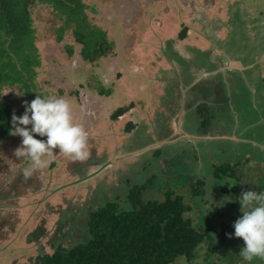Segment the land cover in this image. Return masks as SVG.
I'll use <instances>...</instances> for the list:
<instances>
[{"label":"rangeland","instance_id":"rangeland-1","mask_svg":"<svg viewBox=\"0 0 264 264\" xmlns=\"http://www.w3.org/2000/svg\"><path fill=\"white\" fill-rule=\"evenodd\" d=\"M83 2L86 7L90 8L87 10L89 22L104 30L107 38L111 42H115L114 48L106 56L98 58L93 63L83 62L80 55L81 45L76 41L75 33L73 34L72 30L65 27L63 31L60 29L63 26V20L60 18H64L67 12L40 0H37L29 8L32 20L31 28L33 29L30 35L33 37L29 39L25 50L19 49L16 56L20 57L26 54L31 57L32 62H38L32 66L35 75L32 81L28 82L30 91L35 96L39 94L46 98L61 97L70 102L74 122L81 124L88 133L87 150L89 155L82 160L73 159L66 157L59 152V149H54L55 155L48 157L51 163L47 168L35 170L29 179V184L19 183L14 180V177L17 174L21 175L23 169L31 164L29 160L17 158L15 155L22 138L12 135L9 139L0 140V170L3 169V172H0V264H29L41 246L49 248L51 241L60 240V234L56 232V229L59 226L58 220L62 209L76 212L80 217V219H75V216L71 215L64 227L61 228L60 233L66 235L64 236L65 245L72 246L76 239H80L86 234L83 231L84 221L81 219L84 218V212L92 204H95L96 195H98L96 198L98 202H101L104 198L112 197L118 191L121 192L120 194H127L131 187L142 183L148 177L154 176L152 180L155 190L168 186L169 189L179 193L188 192L196 170H199L198 175L193 179H197L199 175L206 176V174V177H210L212 162H217L216 159L221 158L222 163L240 162L241 167L237 170V176L242 179L237 198L242 192L255 191L259 193L264 191V143L260 140H242L238 135H230L228 137L233 138L232 140H235L236 143L250 142V144L236 146L231 142L221 143L219 148L223 153L216 154L217 146L209 144L207 141L219 137L207 135L201 137V141H204L208 150L203 145L173 147L171 153L175 152V157H173L174 162L171 165L170 162H163L164 160L160 159L161 153L154 155L151 152L145 155L149 149L154 150L159 146L157 141L138 151L123 154L131 143L136 145L134 144L136 143L135 138L133 141V138L123 132V127L129 117L123 115L117 120L111 118L120 105L134 103L131 104V107L136 108L143 116V119L139 118L137 123L143 124L145 128L156 126L159 116L155 115L154 118L153 110L146 114L145 109L148 105L144 100H147L148 97L143 94L142 89L151 90L154 85L165 93V88L162 86L166 84L165 80H167L168 86H174L176 83L175 73L171 71L168 77L161 68V66L167 67L161 60L162 50L164 46H167L169 40L177 39L179 31L184 25L199 21L200 15L205 16L208 9L207 0H83ZM256 2L260 1L222 0L220 6L221 4L223 7L225 4L235 3L236 5L237 3L241 7H245L244 4H246L250 9ZM261 3L264 6V0ZM194 5H199L200 8ZM185 6H187L186 12ZM234 7L236 12V6ZM252 11L264 13L263 9L258 7H252ZM118 20H122V22ZM225 20H227V16H225ZM174 27L175 30H172ZM196 31H201V27ZM195 38L197 41L195 39L194 42L185 39L178 40V43H172V47L178 50V54L183 55L180 56L181 61L187 64V67L184 68L176 61V70L183 80L185 76L195 75L198 77L202 74L201 69L189 65L192 58L187 46H190V43H197L198 37ZM252 47L250 50H255ZM70 49L72 54L68 53ZM214 49H216L215 45ZM28 50L32 53L29 54ZM16 56L13 59L17 60ZM210 56L212 55L210 54ZM184 69L187 72L183 71ZM254 69L256 73H259L256 71L257 68ZM218 73L225 74L224 71H214L213 75ZM250 74H254V71H250ZM170 77L172 79H169ZM96 78L100 80H96ZM80 85H83L82 90L79 89ZM102 85L113 93L111 92L110 96L109 93L103 95L100 88ZM232 89L235 88L232 87ZM25 92L26 88L21 87L19 83L6 84L1 88L0 100L10 105L13 113L21 116L25 110L24 102H31ZM186 92L187 89L184 90V96ZM19 93H23V95H19ZM165 98L166 96L163 97V99ZM244 98L249 108L253 106L256 110L259 108L260 111L263 110L261 101L253 99V95L251 97L244 96ZM143 105H146L145 108ZM98 108H103V111L98 112L96 110ZM132 111L134 112V110ZM184 115L186 112L173 116L170 120L171 127L178 128L179 131L184 130V126L188 129L189 122L183 125ZM130 119H136V117H130ZM116 121L123 123L115 124ZM165 121L167 120L164 117L160 118L161 123L164 124ZM258 123L264 125L263 120ZM257 125V128L260 127ZM238 127L239 125H235V130L239 129ZM256 127L249 129L250 137H258L257 134L260 130ZM142 129L140 126L134 131L140 133ZM193 130H196L195 126H193ZM179 131L174 135L179 136L177 135ZM206 151L209 153L208 158ZM198 154H201L199 168L192 167L187 162L193 161ZM248 157L250 158L249 162H245ZM253 157L257 159L252 160ZM177 158L180 161L176 160ZM242 173L245 176H242ZM209 183H211L210 187L207 186L206 189L207 194H210L211 197L209 198L210 203L216 199L217 201L223 199L224 195L217 192L216 187L214 190V183L212 181ZM231 183L234 185V180ZM15 189L20 193H34L38 190L41 193L40 196H37L38 198H33L29 205L22 206L19 195L15 196ZM147 196L161 199L162 193L151 190L148 191ZM230 197L232 198V195ZM191 200L193 201V198ZM234 201L236 200L234 199ZM234 201L229 202L227 208L228 219L234 217L233 221L229 220L231 223L243 215L240 204ZM204 202L207 201L202 203ZM200 206L204 209L208 204ZM23 210L26 211V215H23ZM194 210L190 216L196 219V222L200 211H196V207ZM230 210L232 213H229ZM209 213L211 218L215 217L216 212ZM211 223L213 224V219H211ZM39 226L43 227L44 234L39 242H36L37 244L29 242L28 235ZM231 230L234 234V228ZM232 238V246L228 243L224 244V255L222 251H218L207 259L215 264H247L242 261L239 255L240 251L237 249V247H244L243 240L237 237ZM209 245L210 242L205 239L200 251L208 253ZM197 254V257L202 261L205 254ZM218 258L224 259L217 263ZM253 262L255 263L252 264H264V260L261 259H255Z\"/></svg>","mask_w":264,"mask_h":264},{"label":"trees","instance_id":"trees-1","mask_svg":"<svg viewBox=\"0 0 264 264\" xmlns=\"http://www.w3.org/2000/svg\"><path fill=\"white\" fill-rule=\"evenodd\" d=\"M36 1L0 0V92L1 88L6 84L13 85L19 83L21 87L26 88L25 93L30 97L31 101L36 96L30 91L28 82H31L35 75L32 66L38 62H32L31 57L26 54L17 57L16 53L19 49L25 50L30 41L29 39L33 37V35H30L33 29L31 28L32 20L29 8ZM40 1L57 6V9L61 8L67 12H63L66 15L64 18H60L63 20V26L60 29L63 31L65 27L72 30L73 34L75 33L76 37H74L81 45L80 55L83 62L93 63L98 58L106 56L114 48L115 42H111L107 38L106 32L89 22L87 10L90 8L86 7L83 0ZM238 1L233 0V2ZM259 1L261 2L262 0ZM255 4L258 7L257 2ZM244 5L245 7H241L236 3V12L235 7L232 8L229 15L230 21L226 22V27L230 33L234 34V37L225 39L222 49L228 51L231 57L233 54L238 55L243 63L248 65L254 61V55L250 54H254L255 52L243 46L247 44L250 46L253 43L248 33L253 29L252 20L254 18L252 16L253 11H249L246 4ZM186 8L187 6L184 8L185 12ZM246 19L248 22H246ZM198 20H201V18L199 17ZM118 21L122 22V20ZM189 30L190 28L184 25L179 31L177 39L169 40L167 46H164L162 50L163 55L161 60L167 67L161 66V68L168 77L171 71L175 73L176 83L174 86H168L167 80H165L166 84L162 85L165 88V93L159 90L158 86H152L153 89L151 90L142 89L143 94L148 97L147 100H144L145 104L148 105L147 109H145L146 114L150 113V110H153L152 115L154 118L155 115L156 117L159 116L156 126L145 128L143 124L137 123L140 120L139 118L143 119V116L136 108L131 107V104L134 103L120 105L111 115L113 120H117L123 115L129 117L125 122L123 132L133 138V141L135 138L136 143L134 144L136 145L131 143L123 154L138 151L147 147L150 143L157 141L159 146L154 150L149 149L145 152V155L151 152L154 155L155 153H161L160 159L164 160L163 162H170L172 165L174 162L173 157H175V152L174 154L171 153L173 147L175 148L180 145L206 146L204 141H201V137L203 138L207 135H217L219 137L218 139L214 137L207 141L209 144L212 143L217 146L216 154L223 153L222 149L219 148V144L221 143L231 142V144L233 143L236 146H248L250 144V142L236 143L234 142L235 140L228 137L230 135H238L242 140H260L264 143V125H262L263 123H258L262 121L260 115L262 111H260V108L256 110L253 106L249 108L244 98V96L251 97L252 85H254L256 91L262 92L264 89V78H261L259 73H256L254 69H258L257 66L246 69L247 77H238V73L235 71L226 76L223 73L213 75L211 71L214 66L208 64L203 70L207 76L204 74L200 75L201 77L198 82L195 83V76V78L185 76L186 79L183 81L184 87L187 85H190V87L187 88V92L185 93V102L182 100L181 90L184 87L182 86L181 88L178 82L180 73L176 70V61L180 65L182 64L184 68L187 67V64L181 61L180 56L183 55L178 54V50L172 47V43H178V40H185L187 37L190 38ZM256 36L258 38L256 43L258 44L262 39L259 35ZM239 46L241 47V54L235 51ZM194 48L198 50L194 45L187 46V50L190 51ZM28 53L31 54L32 51L28 50ZM68 53L72 54L73 52L70 49ZM15 56L18 58L17 60L13 59ZM194 57L189 63L192 67L195 66L193 62ZM183 71L186 70L184 69ZM250 71H254V74L251 75ZM203 72L201 71V73ZM169 79L172 78L170 77ZM96 80L100 79L96 78ZM99 84L101 85V83ZM135 84L137 85V83ZM81 86L80 90L83 88V85ZM102 87L104 86L102 85ZM102 87L100 88L103 95L109 93L110 96L113 93L110 89L108 91L105 87ZM232 87L236 89V92ZM165 96L166 98L163 99ZM183 105L187 110L186 115L183 116V125L189 122L187 125L189 135L185 136L177 133L179 136H176L174 135L176 130L171 127L170 120L173 116L180 115ZM145 106L143 105V108ZM142 111L144 112V109ZM13 114L15 113L11 111L10 105L0 100V140L11 138L10 129L12 127L11 119ZM130 117H136V119H130ZM161 117L167 120L164 124L160 122ZM116 123L122 124L123 122L116 121ZM235 125H239V129L235 130ZM256 125L260 127L257 128ZM140 126L143 129L140 133H136L134 131L135 128ZM193 126H195V131L193 130ZM30 127L29 125L28 128ZM254 127L260 130L257 134L258 137L254 135L255 138L250 137L248 133L249 129ZM34 138L46 139L39 136H35ZM206 154L208 158V151H206ZM200 155L198 154L193 161L187 163L192 167L199 168ZM142 158L144 157L142 156ZM251 159L257 158L253 157ZM176 160L180 161L178 158ZM216 160L221 163L212 162L210 177H206L207 174L202 177L199 175L200 178L197 177L195 180L193 178L198 175L199 171L196 170L188 192L183 191V193H179L169 189L168 186L156 188L155 190L152 180L154 176H152L144 179L142 183L135 184L129 189L127 194H120L121 192L118 191L112 197L104 198L101 202H98V199H96L98 195H96L95 204H92L84 212V218L81 219L84 221L83 231L86 234L82 238L76 239L74 244L69 247L65 245L64 236L66 235L65 233H60L61 228L64 227L71 215L75 216V219H80V217L77 216L76 212L68 209L60 210L59 226L56 229V232L60 234V240L51 241L49 248L41 246L35 258L29 264H215L207 258L214 256V253L218 251H222L224 255L223 247L226 243L232 246L231 240L235 236L232 234L231 229H233L235 221L231 223L229 220L232 219L233 221L234 217L229 219L227 217L229 202L225 201L223 206H219L223 199L218 201L216 199L213 202L215 205H213V203H210L211 200L209 198L211 197L210 194H207L206 188L207 186L210 187L211 183L209 182L212 181L214 183V190L216 187L217 192L224 195L223 198L227 195H232V200L234 201L235 199L237 201L238 191L241 187L240 181L242 179L237 176V170L241 167L240 162L231 164L228 162L222 163L221 158H217ZM249 160L250 158L248 157L245 162H249ZM158 166L160 165L158 164ZM7 169L9 168L7 167ZM2 170L0 172H3ZM20 174H17L14 180L19 183L29 184V179L32 176L25 179L23 173ZM242 176L245 175L242 173ZM233 180L234 185L231 183ZM151 190L162 193V198L148 197L147 193ZM14 192L15 196L19 195L22 206L29 205L31 200L38 198L37 196H40L41 193L40 190L34 193H20L16 189ZM116 194L118 195L116 196ZM191 198H193V201ZM203 201L207 202L202 203ZM204 204H208V206L203 209L200 205ZM195 207L196 211H200L196 222V219L190 216V213L195 211ZM209 212H216L215 217L211 218ZM229 213H232V210ZM26 214V211L23 210V215ZM200 214L202 215L200 216ZM211 219H213V224L211 223ZM43 234L44 229L39 226L28 235V241L31 243L39 242ZM205 239L210 242L207 250L208 253H205L203 250L200 251ZM237 249L241 251L242 248L237 247ZM197 253L205 254L202 261L197 257ZM222 259L224 258H218L216 262L218 263Z\"/></svg>","mask_w":264,"mask_h":264},{"label":"clouds","instance_id":"clouds-1","mask_svg":"<svg viewBox=\"0 0 264 264\" xmlns=\"http://www.w3.org/2000/svg\"><path fill=\"white\" fill-rule=\"evenodd\" d=\"M24 109L21 116L13 114L10 134L22 138L15 151L17 158L31 162L23 169L25 179L30 178L35 170L49 166L51 160L48 157L55 155L54 149L73 159L82 160L89 155L88 133L81 124L74 122L68 100L38 94L30 103L24 102ZM29 125L30 128L26 127ZM225 201L233 202L230 196H226L219 206ZM237 202L243 213L233 224L234 236L244 242L239 255L247 264H252L255 259L264 260V191L242 192Z\"/></svg>","mask_w":264,"mask_h":264},{"label":"crops","instance_id":"crops-1","mask_svg":"<svg viewBox=\"0 0 264 264\" xmlns=\"http://www.w3.org/2000/svg\"><path fill=\"white\" fill-rule=\"evenodd\" d=\"M220 2H222V0H210V1L207 0L208 9L206 10L205 16L203 17L200 15L201 20L197 22H191L190 24H186L190 28L189 30L190 38L187 37L186 40L193 41L196 39L195 37H198L197 43L196 42L190 43V45H194L196 48H198V50L197 49L195 50L194 48L192 51H190L191 58L193 59V57L195 56L194 61H193L195 65L194 67H198L199 69L203 71L206 68V66L210 64L214 66L213 70L211 71L212 74L214 73V71H217V72L224 71L225 72L224 75L226 76V75H229V73H231L232 71H235L238 73L237 75L238 77H247L246 72H245L246 69H250L253 66H257L259 70V76L261 78H264V13L259 12V11H253V15H252L254 18V20H252L253 29L248 33L253 43L250 46H248V44L247 45L245 44L246 46H243V47L246 49L248 48V50H250V47L254 46L252 48H255L256 51L254 50L255 53L250 54V55H254V61L246 65L239 58L238 55L233 54L231 57L228 51H225L224 49H222L224 40L232 36L234 37V34L229 32V29H227L226 25L228 23L227 21H230L229 15L231 14V10L235 5H233L234 3L229 4V5L225 4L222 7V4L220 6ZM257 5H258V8H261L264 11V8H262L264 6L263 4H261V2H257ZM194 6L197 8H200L199 5H194ZM253 6L257 7L256 4H254ZM248 10L249 11L252 10V7ZM206 14H207V17H206ZM225 16H227V20H225ZM246 22H248L247 19H246ZM217 24L219 25L218 27H217ZM199 27H201L202 32L196 31L198 30ZM172 30H175V27ZM256 35H259L260 38L262 39L261 42L258 44L256 43L257 41ZM214 45L216 49H214ZM238 48L239 50L235 49V51L236 53L241 54V47L239 46ZM209 53L212 56H210ZM238 62L241 63V67L234 66V63H238ZM192 71L193 69L191 68V72ZM205 73L206 72H203L202 74L205 75ZM194 76L195 75H192V78L196 77ZM186 77H184V79ZM200 77L201 76L196 77L194 79L196 80L195 83L199 81ZM183 81L184 80L181 78H179L178 80L181 88L182 86L184 87ZM153 87L155 86L153 85ZM189 87L190 85H187L181 90L182 100L184 102H185L184 90ZM251 93H252L251 95H253V99H258L259 101H261L263 110H262V113L260 112V115H261V119L264 121V89L262 90V92L256 91L254 85H252ZM96 110L98 112L101 110L103 111V108H98ZM181 112L182 113L187 112V110L184 108V105L182 107Z\"/></svg>","mask_w":264,"mask_h":264},{"label":"flooded vegetation","instance_id":"flooded-vegetation-1","mask_svg":"<svg viewBox=\"0 0 264 264\" xmlns=\"http://www.w3.org/2000/svg\"><path fill=\"white\" fill-rule=\"evenodd\" d=\"M186 117H187V116H186ZM183 119H184V118H183ZM187 119H188V117H187ZM181 127L183 128V125H181ZM175 130H176V132L179 131L178 128L175 129ZM179 133H180L181 135H185V136H188V135H189V133H188L187 129L185 128V126H184V130L179 131Z\"/></svg>","mask_w":264,"mask_h":264},{"label":"water","instance_id":"water-1","mask_svg":"<svg viewBox=\"0 0 264 264\" xmlns=\"http://www.w3.org/2000/svg\"><path fill=\"white\" fill-rule=\"evenodd\" d=\"M234 66H238V67H241V63H234ZM231 139H233V138H231Z\"/></svg>","mask_w":264,"mask_h":264}]
</instances>
